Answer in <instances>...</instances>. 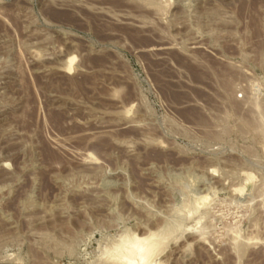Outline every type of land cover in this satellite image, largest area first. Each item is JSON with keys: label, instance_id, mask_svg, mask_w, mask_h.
Returning <instances> with one entry per match:
<instances>
[{"label": "rangeland", "instance_id": "1", "mask_svg": "<svg viewBox=\"0 0 264 264\" xmlns=\"http://www.w3.org/2000/svg\"><path fill=\"white\" fill-rule=\"evenodd\" d=\"M149 233L264 264V0H0V264Z\"/></svg>", "mask_w": 264, "mask_h": 264}, {"label": "bare ground", "instance_id": "2", "mask_svg": "<svg viewBox=\"0 0 264 264\" xmlns=\"http://www.w3.org/2000/svg\"><path fill=\"white\" fill-rule=\"evenodd\" d=\"M72 60L73 59L69 60V64H71ZM171 232H172V230H171ZM129 240L131 241V243L130 242L129 243L132 245V247H130L127 250L128 254H126L125 257H126V259H128V261H130L134 264H147V263L149 264V261L152 262L153 257L157 254V251L159 250V248L162 244L161 236L159 237L155 233H149L148 235L141 237V238H139L137 236H133L131 239L129 238L128 241ZM124 241H125V239H124ZM122 242H123V240H122ZM127 247H129V246H127ZM158 264H160V263H158Z\"/></svg>", "mask_w": 264, "mask_h": 264}]
</instances>
